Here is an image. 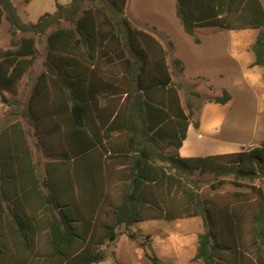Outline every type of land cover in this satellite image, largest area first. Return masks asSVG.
Returning a JSON list of instances; mask_svg holds the SVG:
<instances>
[{"label":"trees","instance_id":"obj_1","mask_svg":"<svg viewBox=\"0 0 264 264\" xmlns=\"http://www.w3.org/2000/svg\"><path fill=\"white\" fill-rule=\"evenodd\" d=\"M127 3L56 2L54 13L26 23L12 0H0V29L6 21L11 36L10 48H0V94L4 103L16 104L12 113H21L49 159L42 175L28 140L31 132L22 122L0 131V264L9 259L13 264H101L109 257L102 247L117 243L118 228L195 217L203 219L207 230L198 236L193 261L252 263L235 246L243 223L233 209H225L219 222L224 227L220 234L226 232L232 244L218 240L217 221L188 178L196 171L214 175V189L227 179L241 187L261 182L251 189L260 201L253 222L259 264H264V141L234 153L179 156L192 106L188 104L187 113L182 105L168 63L170 51L152 33L132 25L125 14ZM176 16L191 37L198 28L258 30L251 48L253 65L264 68L260 0H176ZM40 38L45 39L44 70L19 110L5 92L17 94L38 60ZM169 48L174 50L173 42ZM172 63L184 74L180 59ZM231 99L225 90L210 103L226 105ZM116 167L123 172L115 173ZM117 178L124 192L122 201L113 204L108 189ZM176 193L187 199L181 208L172 204ZM146 211L156 212L148 217ZM43 236L46 242L40 244ZM231 252L232 261L224 256ZM147 257L159 264L157 256Z\"/></svg>","mask_w":264,"mask_h":264},{"label":"rangeland","instance_id":"obj_2","mask_svg":"<svg viewBox=\"0 0 264 264\" xmlns=\"http://www.w3.org/2000/svg\"><path fill=\"white\" fill-rule=\"evenodd\" d=\"M12 1L20 18L26 23H36L45 13H54L56 2L63 5L70 3V0H31L29 4H25L24 0ZM125 12L134 27L152 33L162 46L170 51L168 63L174 83L180 86L182 105L187 113L188 104L192 106L191 123H199L201 127L196 131V135L192 131L187 146L190 148L197 145L203 151L201 155H206L211 148L238 152L260 147L264 141V80L258 78L251 83L243 71V66L248 64V57L251 59L254 55L252 46L248 50L241 49L237 52L242 45L241 33L208 27L196 29L195 37L187 35L176 16V0H128ZM10 41L9 25L5 21L0 29V48L9 49ZM171 42L174 45L172 51L169 48ZM38 48V60L20 82L17 94L5 92L7 98H13L19 103V110L24 109L37 76L44 70V38L38 40ZM175 59L183 62L186 69L184 74L176 72L172 63ZM225 90L232 96L228 104L210 103L216 97L222 96ZM15 109L16 104L12 106L4 103L0 94V131L13 122H22L31 132L28 140L33 159L38 163L41 174L45 175V164L49 159L38 148L33 129L21 113L19 116L12 113ZM188 178L192 186L198 189L201 199L217 221L216 234L224 231L219 222L225 209H233L241 216V237L235 246H241L249 256L252 263L248 264H259V240L254 234L256 224L253 219L258 213L260 201L251 186L259 187L261 182L256 180L241 187L235 184L234 180L227 179L226 184L214 189L212 185L217 181L212 174L196 171ZM120 179H114V184L108 189L113 204L122 201L124 184ZM186 202L187 199L180 193H176L172 200L176 208L183 207ZM146 212V215L151 217L156 211ZM205 230L207 228L201 217L175 221H145L129 228L120 227L117 231L121 236L117 243L102 247L103 250H108L109 257L101 264H152L147 255L157 256L159 264H202L193 261V258L198 247V236ZM130 234L134 235V238H130ZM218 240L232 244L226 232L220 234ZM45 242L43 236L40 244ZM232 253L224 256L232 261ZM6 262L14 263L12 259Z\"/></svg>","mask_w":264,"mask_h":264},{"label":"crops","instance_id":"obj_3","mask_svg":"<svg viewBox=\"0 0 264 264\" xmlns=\"http://www.w3.org/2000/svg\"><path fill=\"white\" fill-rule=\"evenodd\" d=\"M260 1L264 6V0H260ZM232 31H234V30H232ZM236 32L241 33L240 35L243 37V40H241L242 45L239 46V49L237 51L238 53H239V51H241V49L248 50L249 48H251V46L255 43L257 35L259 33V31L255 30V29H245V30H240V31H236ZM251 53L252 52H250L249 54L251 55ZM247 62H248V64L243 66V71H245V74L247 75V79L251 83H253L252 81L258 80V78H261V80H264V68L260 67V66H254L253 65L255 62V56H254V58L251 57V59L248 57V60L246 61V63ZM110 102L113 105L116 104V102H113V100H110ZM107 103H108L107 100L102 101L103 106H107L108 105ZM200 128H201L200 124H199V127L196 128L193 123H190L189 128H188V132H187V138L183 142L182 147L179 149V156L181 158H190V157H199V156L204 157V156H211V155L234 153L230 149H228V150H224V149L216 150L214 148H211L210 151L208 153H206V155H201V154H203V151H201L199 149V147H197V145L191 146L189 148L187 146V140L190 138L192 131H194L193 134L195 133L194 135H196V131H199ZM197 137H200V136H197ZM114 171H115V173L119 174V172H123V168L122 167H116ZM149 221H157V220H149Z\"/></svg>","mask_w":264,"mask_h":264}]
</instances>
